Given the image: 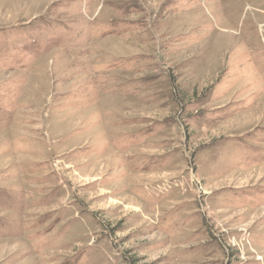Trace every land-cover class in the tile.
<instances>
[{"label":"rangeland","instance_id":"1","mask_svg":"<svg viewBox=\"0 0 264 264\" xmlns=\"http://www.w3.org/2000/svg\"><path fill=\"white\" fill-rule=\"evenodd\" d=\"M0 264H264V0H0Z\"/></svg>","mask_w":264,"mask_h":264}]
</instances>
